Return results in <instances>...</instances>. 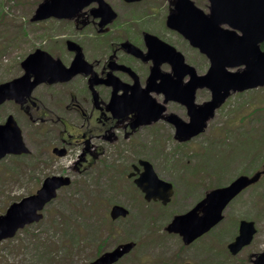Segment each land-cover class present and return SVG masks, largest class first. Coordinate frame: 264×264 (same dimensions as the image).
<instances>
[{
    "label": "rangeland",
    "instance_id": "374dc122",
    "mask_svg": "<svg viewBox=\"0 0 264 264\" xmlns=\"http://www.w3.org/2000/svg\"><path fill=\"white\" fill-rule=\"evenodd\" d=\"M40 1L0 0V83L23 75L21 61L62 30L51 21L30 22ZM192 1L207 13L206 0ZM151 19L160 23L157 16ZM7 115L14 116L30 153L0 161V215L12 203L35 194L47 177L61 175L71 183L45 206L39 222L0 241V264H88L129 241L136 247L116 264H252L253 255L264 252V175L195 242L184 245L178 235L164 230L173 216L190 210L210 190L264 169V87L230 96L205 131L187 142L175 140L173 129H141L107 148L91 167L89 160L78 169L74 165L79 148L72 145L67 155L57 157L52 154L60 143L56 133L30 122L12 102L0 106V124ZM75 121L80 124L76 117ZM68 129L78 138L79 132ZM140 159L149 161L157 176L172 184L167 205L146 202L127 179ZM113 205L125 207L129 215L112 221ZM242 220L253 221L256 233L232 256L227 245Z\"/></svg>",
    "mask_w": 264,
    "mask_h": 264
},
{
    "label": "flooded vegetation",
    "instance_id": "af4514ba",
    "mask_svg": "<svg viewBox=\"0 0 264 264\" xmlns=\"http://www.w3.org/2000/svg\"><path fill=\"white\" fill-rule=\"evenodd\" d=\"M82 1L86 4L69 17L40 22H54L62 30L30 53L40 49L60 65H55L57 71L46 70L20 105L10 101L30 122L57 134L60 143L52 154L55 148L65 155L72 145L79 148L75 169L89 160L91 167L107 148L141 129H173L176 140L172 116L188 123L185 103L191 98L198 108L211 100L210 89L195 80L207 74L209 58L168 27L177 0H102L109 8ZM155 16L160 23L151 19ZM29 75L31 82L38 78ZM234 94L239 93L229 97ZM68 128L79 132L78 138ZM140 160L127 174L132 183L143 172Z\"/></svg>",
    "mask_w": 264,
    "mask_h": 264
},
{
    "label": "water",
    "instance_id": "95a60500",
    "mask_svg": "<svg viewBox=\"0 0 264 264\" xmlns=\"http://www.w3.org/2000/svg\"><path fill=\"white\" fill-rule=\"evenodd\" d=\"M94 1L108 7L102 0ZM207 1L209 13L204 14L190 0H177L167 19L170 29L183 35L210 60L207 74L200 78L195 77V80L199 86L210 89L211 100L194 108L190 98L185 103L188 108V123L172 116V123L176 128L175 138L179 142L188 141L201 133L207 121L213 117L214 111L223 104L230 93L264 86V49L260 48L264 43V0ZM84 4L86 1L82 0H44L36 8L31 22L50 17L67 18L71 10L75 7L80 10ZM221 26H226V29ZM20 65L24 72L22 76L0 84V105L9 100L22 103L31 95L33 88L42 82L45 71H57L55 65L60 64L46 52L36 50ZM233 69L236 71H231ZM70 72H74L73 65ZM30 73L38 77L36 81H30ZM28 152L15 119L9 115L5 122L0 124V160L7 155ZM54 152L58 156L64 155L63 150L54 149ZM138 164L143 167V172L134 183L143 193L144 200L160 201L162 205H166L173 195L172 185L160 180L149 162L140 160ZM263 175L264 169L251 176L240 175L228 185L210 190L190 210L173 216L164 230L169 234L179 235L184 245L191 244L219 224L227 205L242 191L256 184ZM69 182V179L64 177H47L35 194L11 204L4 214L0 215V241L13 238L20 229L40 221L41 211L56 198L57 191L68 186ZM128 214V210L119 205L112 206L109 212L111 220L125 218ZM255 233L252 221H240L237 235L227 245L229 253L232 256L238 254L251 243ZM134 247L135 243L132 241L119 244L88 264H115ZM253 258L252 264H264V252L253 255Z\"/></svg>",
    "mask_w": 264,
    "mask_h": 264
},
{
    "label": "trees",
    "instance_id": "16d2710c",
    "mask_svg": "<svg viewBox=\"0 0 264 264\" xmlns=\"http://www.w3.org/2000/svg\"><path fill=\"white\" fill-rule=\"evenodd\" d=\"M262 48H264V44H262V46H261Z\"/></svg>",
    "mask_w": 264,
    "mask_h": 264
}]
</instances>
